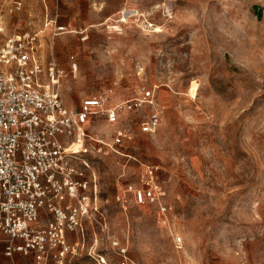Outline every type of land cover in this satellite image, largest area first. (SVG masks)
I'll return each mask as SVG.
<instances>
[{
	"label": "rangeland",
	"instance_id": "374dc122",
	"mask_svg": "<svg viewBox=\"0 0 264 264\" xmlns=\"http://www.w3.org/2000/svg\"><path fill=\"white\" fill-rule=\"evenodd\" d=\"M7 18L9 33L40 32L42 55L64 69L67 106L154 88L163 111L155 133L140 129L149 106L127 115L120 153L79 155L96 177L106 229L85 221L73 264H116L115 241L132 264H264V0H24ZM52 21L69 31L54 36ZM113 128L88 130L107 141ZM149 164L160 166L167 225L156 206L133 200Z\"/></svg>",
	"mask_w": 264,
	"mask_h": 264
},
{
	"label": "built area",
	"instance_id": "2783aa9c",
	"mask_svg": "<svg viewBox=\"0 0 264 264\" xmlns=\"http://www.w3.org/2000/svg\"><path fill=\"white\" fill-rule=\"evenodd\" d=\"M23 7L24 0H0V251L9 259L20 254L33 264H73L85 247V221L95 220L106 229L96 177L79 155L105 149L120 153L130 138L127 115L149 106L140 129L155 133L163 111L154 88L122 101L98 93L78 108L67 106L60 91L64 69L42 55L40 32L9 33L7 16ZM52 22L54 36L69 31ZM104 121L114 127L107 141L88 130ZM79 143L80 151L72 149ZM142 182L133 191L135 204L156 206L159 221L167 225L172 207L164 201L160 166L147 165ZM117 201L127 199L118 194ZM174 241L183 248L179 232ZM113 246L120 256L116 264H132L127 247L119 241Z\"/></svg>",
	"mask_w": 264,
	"mask_h": 264
},
{
	"label": "crops",
	"instance_id": "0c3cea01",
	"mask_svg": "<svg viewBox=\"0 0 264 264\" xmlns=\"http://www.w3.org/2000/svg\"><path fill=\"white\" fill-rule=\"evenodd\" d=\"M70 237L72 238V240H73V238H75L74 235H70ZM1 255H2V253H1V251H0V256H1ZM2 256H3V255H2ZM5 258H6V257H4V258H1V257H0V260L2 261V263H4ZM7 259H9V258H7ZM28 260H29V261H28ZM14 261L20 262V263H22V264H33V263H32V260H31L30 258L23 257V256L20 255V254H16V255H15V257L12 259V263H13ZM6 263H7V262H6ZM4 264H5V263H4Z\"/></svg>",
	"mask_w": 264,
	"mask_h": 264
},
{
	"label": "bare ground",
	"instance_id": "6f19581e",
	"mask_svg": "<svg viewBox=\"0 0 264 264\" xmlns=\"http://www.w3.org/2000/svg\"><path fill=\"white\" fill-rule=\"evenodd\" d=\"M72 149H74L75 151H80V149H81V144L79 143V144L74 145V146L72 147ZM104 261H106L105 257H103V258L100 260L99 264H103Z\"/></svg>",
	"mask_w": 264,
	"mask_h": 264
}]
</instances>
